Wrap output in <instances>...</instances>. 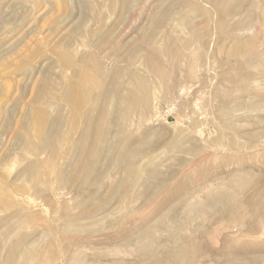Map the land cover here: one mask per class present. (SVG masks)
<instances>
[{
    "label": "rangeland",
    "instance_id": "rangeland-1",
    "mask_svg": "<svg viewBox=\"0 0 264 264\" xmlns=\"http://www.w3.org/2000/svg\"><path fill=\"white\" fill-rule=\"evenodd\" d=\"M263 1L0 0V264L17 246L32 258L20 249L8 264H72L81 245L83 260L102 253L109 260L105 247L122 244L167 208L168 222L155 233L159 245L177 235L187 244L199 240L194 264H221L226 254L256 246L249 264H264ZM189 46L199 49L193 55ZM196 56L201 61L194 62ZM90 117L93 136L108 128L114 148L90 181L64 184L61 171L69 177L74 171L68 152L82 140ZM245 117L263 123L247 124ZM243 171L252 177H241ZM232 176L250 180L235 197L243 201L236 211L217 205L206 212L211 220L189 215L191 201L204 198L207 185ZM124 255L119 258L128 262L138 256Z\"/></svg>",
    "mask_w": 264,
    "mask_h": 264
},
{
    "label": "bare ground",
    "instance_id": "bare-ground-1",
    "mask_svg": "<svg viewBox=\"0 0 264 264\" xmlns=\"http://www.w3.org/2000/svg\"><path fill=\"white\" fill-rule=\"evenodd\" d=\"M199 1V0H198ZM208 1H210V0H208ZM226 3H228L227 2V0H226V2H225V4ZM263 3H264V1H263ZM225 4H224V6H225ZM230 4V3H229ZM205 6H207V5H205ZM222 7V6H221ZM228 7H229V5H228ZM227 8V7H226ZM225 8V9H226ZM229 9V8H228ZM224 10V9H223ZM208 12H210V10L208 11ZM225 12V11H224ZM237 12H238V10H237ZM226 13V12H225ZM236 13V12H235ZM263 13V26H264V12H262ZM211 15V14H210ZM262 15V14H261ZM232 17H235L234 15L232 16ZM237 17H240V16H237ZM242 17V16H241ZM244 17V16H243ZM210 19V18H209ZM248 20H249V18H247ZM259 20V19H258ZM211 21V20H210ZM216 21V20H215ZM231 21V20H230ZM229 21V22H230ZM242 21V20H241ZM212 22H214V21H212ZM226 22H228V21H226ZM232 22V21H231ZM215 23V22H214ZM241 23V22H240ZM228 24V23H227ZM232 24V23H231ZM241 24H243V23H241ZM215 25V24H214ZM227 26V25H226ZM226 26H225V28H226ZM216 27V26H215ZM229 28H230V25H229ZM214 31H216L215 29H214ZM261 31H263L264 32V27H263V30L261 29ZM260 31V32H261ZM209 32V31H208ZM226 32V31H225ZM212 34V33H211ZM213 35H214V32H213ZM216 36V35H215ZM149 37V36H148ZM209 38V37H208ZM219 38V37H218ZM217 38V39H218ZM211 39V38H210ZM209 41V40H208ZM198 43V42H197ZM198 45V44H197ZM193 46V49H194V46L195 45H192ZM192 46L190 47V49H191V51H190V53L193 51V55L195 54L194 52H195V50H196V52H197V49H199V48H197V47H195L196 49L195 50H192ZM212 46V45H211ZM207 47V46H206ZM204 48V47H203ZM203 48H202V51H203ZM233 49L235 48L234 46L232 47ZM232 49V50H233ZM201 50V49H200ZM210 50V49H209ZM208 50V51H209ZM204 51H205V49H204ZM199 52H201V51H199ZM213 52V50L211 51V53ZM234 52H236V50L234 51ZM189 53V52H188ZM190 53H189V55H190ZM204 53V52H203ZM202 53V54H203ZM209 53H210V51H209ZM209 53H206V55L207 54H209ZM210 53V54H211ZM230 53H232V52H230ZM209 54V55H210ZM232 54H234V53H232ZM231 54V55H232ZM193 55L191 56V57H193ZM197 55V54H196ZM209 55H207V56H209ZM199 56V55H198ZM205 56V55H204ZM186 57V56H185ZM184 57V58H185ZM190 56H189V58H191ZM234 57V56H233ZM187 58V57H186ZM201 57H198V59L201 61V59H200ZM232 58V57H231ZM236 58H237V56H236ZM178 59V58H177ZM193 59L194 58H192V61H193ZM198 59H197V56H196V58L194 59V62H198ZM243 59H245L244 57H243ZM185 61H186V59H184ZM188 60V59H187ZM190 60V59H189ZM207 60H208V58H207ZM213 60V59H212ZM241 60V59H240ZM191 61V60H190ZM192 61H191V64H193L192 63ZM209 61V60H208ZM229 61H231V60H229ZM183 63V62H182ZM186 63V62H185ZM184 63V64H185ZM189 63V62H188ZM196 63L194 64V65H196ZM200 63V62H199ZM241 63H242V61H241ZM183 64V65H184ZM190 64V63H189ZM191 64H190V68H191ZM186 65V64H185ZM198 65L199 64H197V66L196 67H198ZM206 65H208L207 63H206ZM210 65V64H209ZM214 65V64H213ZM248 66V65H247ZM188 67V68H189ZM192 67H194V66H192ZM185 68V67H184ZM195 68V67H194ZM193 68V69H194ZM199 68V67H198ZM186 69V68H185ZM192 69V68H191ZM202 69V68H201ZM204 69V68H203ZM187 70V69H186ZM195 70V69H194ZM194 70L193 71H191V70H189V73H191L190 75L188 74V76L190 77L191 75H192V77H193V79H195V77L193 76V74L194 75H197L198 76V74H195L196 73V70H195V72H194ZM191 71V72H190ZM209 71H210V69H209ZM182 72V70L180 71V73ZM192 72H194L193 74H192ZM170 73H171V71H170ZM210 73V72H209ZM212 73V72H211ZM210 73V74H211ZM180 75H182V77H183V74H180ZM216 75H217V73H216ZM187 76V78H189ZM181 77V78H182ZM184 78V77H183ZM213 78V77H212ZM218 79V78H217ZM198 80V79H197ZM195 81V80H194ZM253 83V82H252ZM254 83H256V82H254ZM257 84V83H256ZM168 85V84H167ZM168 86H170V85H168ZM185 87V86H184ZM183 88V87H182ZM183 90V89H182ZM181 90V91H182ZM184 91V90H183ZM241 100V99H240ZM250 100V99H249ZM248 100V98H247V101H249ZM140 101V100H139ZM236 101V100H235ZM258 101H260L261 103L263 102L262 100H258ZM100 102V101H99ZM239 102V101H238ZM89 103V102H88ZM88 103H84L83 104V106H85L86 107V105H88ZM112 103V109L114 110L116 107H115V103L114 102H111ZM264 103V102H263ZM136 104H138V103H136ZM258 104V105H257ZM256 105L257 106H259V102L257 103ZM96 105V104H95ZM238 105H240V104H238ZM254 105V104H253ZM251 106V107H254V108H256L257 106ZM260 105H262V104H260ZM82 105H76V108L75 109H79V108H82L83 107ZM137 106V105H136ZM231 106V105H230ZM232 106H233V104H232ZM231 106V107H232ZM250 106H248V107H250ZM74 107H75V105H74ZM264 106L262 105L261 106V108H263ZM111 108V107H110ZM136 108H138V106L136 107ZM241 108V107H240ZM246 109H247V106H246ZM116 110H117V108H116ZM119 110V109H118ZM233 110H234V108H233ZM237 110V109H236ZM243 110V109H242ZM97 111V109L95 108L94 110H93V112L91 113V115L93 114V113H95ZM110 111H111V109H110ZM117 112V111H116ZM214 112V111H213ZM74 113H75V115H76V117H75V119H77L78 120V118L80 117V112H78V110H75L74 111ZM90 115V116H91ZM140 115V114H139ZM93 116V115H92ZM213 117V116H212ZM258 117V116H257ZM85 118H86V116H85ZM122 118V117H121ZM226 118V117H225ZM246 118V117H245ZM74 119V118H73ZM100 119H101V117H100ZM214 119V118H213ZM216 119V118H215ZM240 119V118H239ZM238 119V121L236 120V122H239V121H241V120H239ZM242 119V118H241ZM247 119H249V117L248 118H246L245 119V121L247 120ZM256 118H254V120H255ZM259 119V118H258ZM258 119H257V121H258ZM262 119V118H261ZM93 118L92 117H90V118H88V120H87V122H86V130H85V133H84V136L81 138L82 140L80 141V143H78L75 147H73L71 150H69V152H68V154H69V159H70V161H71V163L73 162V175H72V177L70 178L69 176H65L66 175V172H64V171H61V173H60V175H61V177L59 178V180H61L62 181V183H67V182H69V181H72V180H81V181H83V183H87L88 181H90V179L93 177V176H95L97 173H98V171H99V161H101V157H103L104 155H106L107 153H108V151L110 152V151H112L113 150V148H114V146L113 145H111L110 144V141H109V131H108V128L107 129H105L103 132H101V131H99L98 133H97V135L94 137L93 136V132H94V128H93ZM234 120V119H233ZM252 120H253V117H252ZM79 121V120H78ZM82 121V120H81ZM214 121H216V120H214ZM244 121V120H243ZM251 121V118H250V120H249V122ZM46 122V121H45ZM44 121H42L40 124H41V126H42V129L44 130V131H46L47 133H48V130H46V126H45V123ZM218 122V121H217ZM217 122H215V123H217ZM248 122V120L246 121V123ZM259 122V121H258ZM235 123V122H234ZM231 124L232 125V127L233 126H237L236 124H238V123H236V124ZM240 123V122H239ZM241 123H242V121H241ZM245 123V122H244ZM253 123V122H252ZM252 123H247V124H251V125H255L257 122L256 121H254V123L252 124ZM262 123H263V121L261 122V124L259 123H257V125H262ZM85 124V123H84ZM220 124V123H219ZM243 124V123H242ZM217 125V124H216ZM215 125V126H216ZM226 125V124H225ZM230 125V126H231ZM238 125H241V124H238ZM244 125V124H243ZM250 125V128L252 127ZM218 126L220 127L221 125H217V128H218ZM245 126V125H244ZM247 126V125H246ZM245 126V127H246ZM110 127V126H109ZM222 127V126H221ZM224 127V126H223ZM228 127V126H227ZM234 127V128H235ZM237 127H239V126H237ZM249 127V126H248ZM254 127V126H253ZM225 128V127H224ZM233 128V129H234ZM239 128H241V127H239ZM244 127H242L241 128V130L243 129ZM221 129H223V128H221ZM220 129V130H221ZM226 129V128H225ZM238 129V128H237ZM237 129H235V130H237ZM218 130H219V128H218ZM228 130V129H227ZM230 130H232V128L230 129ZM233 131V130H232ZM238 131H240V129L238 130ZM220 132V131H219ZM226 132V130L224 131V133ZM228 132V131H227ZM234 133H235V131H233ZM233 133V134H234ZM231 134H232V132H231ZM82 135V134H81ZM148 135V134H147ZM216 135V134H215ZM214 135V136H215ZM150 136H151V134H150ZM213 136V135H212ZM211 136V137H212ZM223 136H225L224 134H223ZM234 136L236 137V133L234 134ZM238 136V135H237ZM74 137V136H73ZM81 137V136H80ZM92 137V138H91ZM228 137V136H227ZM153 138V137H152ZM225 138H226V136H225ZM229 138V137H228ZM238 138L240 139L241 137H239L238 136ZM146 139V138H145ZM223 140V139H222ZM236 140H237V138H236ZM145 141H147V140H144L143 141V143H145ZM192 141V140H191ZM195 141V140H194ZM147 142H149V140L147 141ZM146 142V143H147ZM153 142V140L151 141V143ZM205 142V141H204ZM227 142H229V141H227ZM238 142H240V140L238 141ZM244 142V141H243ZM143 143H141L140 145H138V147L140 148V147H142L143 148ZM145 143V144H146ZM200 143V142H199ZM249 143V142H248ZM247 143V144H248ZM263 143V142H262ZM148 144V143H147ZM197 144V143H196ZM195 144V145H196ZM237 144V143H236ZM239 144V143H238ZM260 144V143H259ZM187 145V144H186ZM148 146V145H147ZM188 146V145H187ZM256 146V145H255ZM137 147V145H136V148H138ZM149 147V146H148ZM184 147V146H183ZM186 147V146H185ZM237 147H238V145H237ZM263 147V146H262ZM253 148V147H252ZM181 149L183 150V148L181 147ZM180 149V150H181ZM185 149V148H184ZM240 149H242V147L240 148ZM255 149H256V147H255ZM180 150H177V151H180ZM253 150H254V148H253ZM176 151V152H177ZM241 151V150H240ZM248 151V150H247ZM185 152V151H184ZM180 153V152H179ZM224 153V152H223ZM235 153V152H234ZM237 153V155H239L238 154V152H236ZM247 153V152H246ZM175 154V153H174ZM176 154H178V152L176 153ZM181 154H182V152H181ZM173 155V154H172ZM180 155V154H179ZM233 155V154H232ZM171 156V155H170ZM212 156V155H211ZM215 156H216V154H215ZM218 156H220V155H218ZM217 156V157H218ZM234 156V155H233ZM247 156V155H246ZM175 157V156H174ZM214 157V156H213ZM213 157H211V158H213ZM216 157V158H217ZM243 157V156H242ZM241 157V158H242ZM176 158V157H175ZM230 158V157H229ZM239 158V157H238ZM214 159V158H213ZM171 160V159H170ZM222 160V159H221ZM226 160H227V158H226ZM236 160V159H235ZM134 161V160H133ZM171 161H173V160H171ZM208 161V160H207ZM213 161V160H212ZM216 161H218V160H215V162ZM224 161V160H223ZM228 161V160H227ZM167 162V161H166ZM169 162V161H168ZM167 162V163H168ZM175 162V161H174ZM179 162V161H178ZM241 162V161H240ZM172 163V162H171ZM181 163V162H180ZM208 163V162H207ZM220 163V162H219ZM224 163V162H223ZM158 164V163H157ZM178 164V163H177ZM216 164V163H215ZM215 164H214V166H215ZM221 164V163H220ZM226 164H228V163H226ZM239 164V163H238ZM169 165V164H168ZM174 165V164H173ZM224 165V164H223ZM229 165V164H228ZM241 165V164H240ZM104 166V165H103ZM152 166V165H151ZM221 166V165H220ZM227 166V165H226ZM239 166V165H238ZM127 167H128V164L126 165V169H127ZM166 167V166H165ZM164 166H163V169L165 168ZM230 167V166H229ZM125 168V167H124ZM129 169V168H128ZM131 169V168H130ZM141 169V168H140ZM163 169H161L162 171H163ZM218 169V168H217ZM149 170V169H148ZM173 170H174V168H173ZM236 170V169H235ZM245 170H247V169H245ZM128 171V170H127ZM133 171V170H132ZM146 171V170H145ZM150 171V170H149ZM154 171V170H153ZM215 171V170H214ZM221 171V170H220ZM238 171V170H237ZM156 172V171H155ZM130 173V172H129ZM157 173V172H156ZM162 173V172H161ZM214 173V172H213ZM238 173V172H237ZM250 172H246V171H243L242 172V174L240 175L241 177H243V176H247L248 175V178H249V175L251 174H249ZM70 174V173H69ZM152 175V177L154 176L153 174H154V172L153 173H151ZM159 174V173H158ZM215 174V173H214ZM225 174H227V173H225ZM146 175V174H145ZM213 175V174H212ZM228 175V174H227ZM252 175H253V173H252ZM252 175H250L251 177H252ZM257 175V174H256ZM150 176V177H151ZM224 176V175H223ZM231 176V175H230ZM235 176H238V174L236 175L235 174ZM235 176H232L231 178H230V182H226V181H218L215 185H207L206 186V188H205V197L204 198H202V199H198V200H196V201H194V202H192L191 201V203H193L192 205H193V208H190V216L191 215H193V214H195L196 216L199 214L200 216L201 215H203V216H205V214L207 215V214H210V213H206L207 211H209L210 209H214L213 207L214 206H217V205H222V206H227L228 207V205H230L229 206V210H231L232 212H234V211H236V203L238 202H236V199H235V197L237 196V194L238 193H240V192H242L243 191V189H245L246 187L248 188V183H249V181L250 180H248V181H246V178H245V182H243V180H237L236 179V177ZM79 177V178H78ZM139 177V176H138ZM162 177V176H161ZM208 177V176H207ZM206 177V178H207ZM211 177V176H210ZM218 177V176H217ZM220 177V176H219ZM229 177V176H228ZM250 177V178H251ZM147 178V177H146ZM154 178V177H153ZM244 178V177H243ZM214 179V178H213ZM218 179V178H217ZM222 179V178H221ZM241 179V178H240ZM253 179H254V177H253ZM145 180V179H144ZM149 180H151V178L149 179ZM125 181V180H124ZM154 181H155V179H154ZM198 181V180H197ZM211 181V180H210ZM227 181H229V180H227ZM136 182V181H135ZM148 181L146 180L145 181V183H147ZM253 182H255V181H252V183ZM149 183V182H148ZM212 184H214L213 182H211ZM248 184V185H247ZM147 185V184H146ZM146 185H143L142 187H140V188H142L140 191H141V195L142 196H144L146 193H147V187H146ZM151 186H152V184H151ZM197 186V185H196ZM205 186V185H204ZM123 187V186H122ZM139 188V189H140ZM103 188L101 187V190H102ZM119 189V188H118ZM194 189V188H193ZM197 189H198V187H197ZM196 188H195V192H196V190H197ZM138 190V189H137ZM202 190V189H201ZM186 191H188V190H186ZM189 192H191V191H189ZM198 192H199V190H198ZM59 193V192H58ZM99 193V192H98ZM191 193H193L192 195H194L195 193H194V191L193 192H191ZM190 193V194H191ZM197 193V192H196ZM63 194V193H62ZM100 194V193H99ZM189 194V193H188ZM189 194V195H190ZM140 194H139V192H138V196H139ZM198 195H199V193H198ZM239 196V195H238ZM260 196V195H259ZM195 197V196H194ZM199 197V196H198ZM203 197V196H202ZM137 198V197H136ZM140 198H142L141 196H140ZM246 198V197H245ZM256 198H258V197H256ZM138 199V198H137ZM189 200V199H188ZM242 200H243V198H242ZM114 201V200H113ZM140 201V200H139ZM138 201V202H139ZM241 201V200H240ZM133 202H136V200L134 201L133 200ZM176 202V201H175ZM174 202V203H175ZM178 202V201H177ZM243 202V201H242ZM242 202H238L239 203V205H241V203ZM110 203V202H109ZM111 203H112V200H111ZM136 204V203H135ZM181 204V203H180ZM190 204V203H189ZM244 204V203H243ZM242 204V205H243ZM174 205V204H173ZM244 205H247V204H244ZM134 206V205H133ZM133 206H132V204H131V210H132V208H133ZM106 207H108V206H106ZM135 207V206H134ZM198 207H200L201 209H198ZM241 207V206H240ZM239 207V208H240ZM244 207V206H243ZM246 207V206H245ZM128 208V207H127ZM172 208V207H171ZM170 208V209H171ZM176 208V207H175ZM260 208H261V211L263 212V214H264V206H260ZM130 209V208H129ZM192 209V210H191ZM226 209V208H225ZM247 209V208H246ZM238 210V209H237ZM242 210V209H241ZM244 210V209H243ZM242 210V211H243ZM89 211V210H88ZM126 211V210H125ZM169 210H168V208H167V210H164L163 212H161L158 216H157V218L152 222V224L150 223L149 225H147V227L146 228H144V229H142V230H139V231H134V233H132L131 235H127L125 238H122V239H124L123 240V243L121 244L120 243V245H119V243H118V245L116 244V245H114V246H111V248L109 249L108 247H105L107 250H109L108 252H110L109 253V255L110 256H112V258L111 259H106L105 258V256L107 257V253L105 254V253H102V255H99L97 258H95V260H91V261H89V260H83V256L81 255V252H82V250L84 249L83 247H85L84 245H81V244H79V245H81L80 246V248H78L77 250H75L74 252H72V253H74V255L73 256H71L72 258H71V262L70 263H72V264H194L195 263V256L193 255V253L195 254V252H194V248H196V249H198L197 247L198 246H201V245H199V240H198V242L197 241H194L193 243L191 242V243H189V244H187V243H185V242H183L182 240H181V236H179V235H177V236H173L174 238H173V240H171V242L170 241H168V242H166V243H164L163 245H162V243H161V245H159L158 244V241H156V240H158L159 239V236L157 237V235H158V232L156 231L157 229H158V227H160V226H162V225H164L165 223H166V221L168 220V214H167V212H168ZM217 211V210H216ZM222 211V210H221ZM60 212V211H59ZM85 212H87V211H85ZM84 212V213H85ZM169 212H172L171 210L169 211ZM175 212V211H174ZM212 212V211H211ZM244 212V211H243ZM245 212H246V210H245ZM56 213V212H55ZM213 213V212H212ZM215 213V212H214ZM237 213H239V210H238V212ZM251 213V216H252V212H250ZM62 214V213H61ZM87 214V216L88 217H90V218H92L94 215H95V212H90L89 211V213H86ZM170 215H171V213H169ZM179 214V213H178ZM232 214V213H231ZM241 214H243L242 212H241ZM245 214V213H244ZM263 214L261 215V216H263ZM125 215V214H124ZM187 215V214H186ZM250 215V214H249ZM194 216V215H193ZM202 216V217H203ZM210 216V215H209ZM212 216H214V215H212ZM231 216V215H230ZM232 216H235L234 214L232 215ZM239 217H241V215H238ZM243 216V215H242ZM136 217V216H135ZM180 217V216H179ZM183 217H185V216H183ZM201 217V218H202ZM206 217V216H205ZM207 217H208V215H207ZM235 217H237V216H235ZM57 217L55 216V219H56ZM189 218V217H188ZM209 218V217H208ZM212 218V217H211ZM245 218H246V216H245ZM248 218V217H247ZM58 219V218H57ZM135 219V218H134ZM179 219V218H178ZM192 220H193V218H191ZM204 219V218H203ZM210 219V218H209ZM208 219V220H209ZM234 219V218H233ZM242 219V218H241ZM240 219V220H241ZM59 220V219H58ZM196 220H198V219H196ZM201 220V219H200ZM207 220V219H206ZM211 220V219H210ZM209 220V221H210ZM235 220V219H234ZM175 221H177V220H175ZM174 221V222H175ZM190 221V220H189ZM199 221V220H198ZM202 221V220H201ZM203 221H205V220H203ZM244 221H246L245 219H244ZM168 222V221H167ZM179 222H181L182 223V221H180V219H179ZM188 222V221H187ZM194 222V221H193ZM217 222H218V220H217ZM235 222V221H234ZM262 222V221H261ZM260 222V223H261ZM169 223H171L170 222V220H169ZM173 223V222H172ZM178 223V222H177ZM243 223V222H242ZM239 224V223H238ZM257 224H259V223H257ZM173 225V224H172ZM178 225V224H177ZM183 225H185V224H183ZM247 224H245V225H243V226H246ZM261 226L263 225V224H260ZM165 226V225H164ZM171 226V225H170ZM175 226V225H174ZM179 226V225H178ZM190 226V225H189ZM188 226V227H189ZM192 226V225H191ZM256 224H254V225H252V232H254L255 231V229H256ZM172 227V226H171ZM170 227V228H171ZM182 227V226H181ZM242 227V226H241ZM167 228V227H166ZM178 228H180V227H178ZM185 228V227H184ZM186 228H187V226H186ZM236 228H237V226H236ZM124 229V228H123ZM175 229V228H174ZM173 229V230H174ZM180 229H182V228H180ZM189 230H190V227L188 228ZM231 229V228H230ZM239 229V228H238ZM246 229H247V227H246ZM183 230V229H182ZM234 231H235V229H233ZM232 230V231H233ZM262 230H264V229H262ZM115 231V230H114ZM159 231V230H158ZM167 231H168V229H167ZM171 231H172V229H171ZM178 231H180V230H178ZM161 232V231H160ZM163 232V231H162ZM173 232V231H172ZM177 231H175V233H176ZM182 232V231H181ZM189 232V231H188ZM191 232V231H190ZM190 232H189V234H190ZM155 233H157V235L155 234ZM185 233H187V231L185 232ZM185 233H183V234H185ZM192 233V235H193V232H191ZM162 234V233H161ZM167 234H169L168 232H167ZM182 234V233H181ZM188 234V233H187ZM228 234H230V232L228 233ZM155 235H156V237H157V239H156V237H155ZM166 235V234H165ZM170 235V234H169ZM263 235V234H262ZM164 237V234H162L161 235V237ZM171 236V235H170ZM81 237V236H80ZM162 237V238H163ZM197 237V236H196ZM104 238V237H103ZM171 238V237H170ZM231 238V237H230ZM85 239V238H84ZM135 239V242H136V245L133 247V248H131L130 246H131V244H130V242H132V240H134ZM168 240V239H167ZM186 240V239H185ZM195 240H197V239H195ZM203 240V239H202ZM87 241H89V240H87ZM204 241V240H203ZM122 242V241H121ZM201 242V241H200ZM230 242V241H229ZM60 243V242H59ZM134 242H132V244H133ZM220 243V242H219ZM240 243V242H239ZM242 244H243V242H241ZM240 243V244H241ZM20 244V243H19ZM130 244V246H128ZM215 245H217V243L215 244ZM228 245V244H227ZM232 245V244H231ZM238 245V244H237ZM246 245V244H245ZM89 246H90V244H89ZM203 246V245H202ZM239 246V245H238ZM20 247V246H19ZM23 247V246H22ZM61 247V246H60ZM75 247V246H74ZM91 247V246H90ZM95 247V246H94ZM129 248L128 250L126 249V248ZM229 247V246H228ZM231 247V246H230ZM229 247V248H230ZM237 247V246H236ZM239 247H241V246H239ZM96 248V247H95ZM99 248V247H98ZM97 248V249H98ZM242 248V247H241ZM21 249V250H20ZM18 248V246L17 247H10V250L8 251V253H7V256H6V259L1 263V264H8L9 263V261L10 260H12L13 258H15L16 256V254L19 252L18 250H20L21 251V253H22V255L23 256H25V258L27 259V258H32V256H30V257H28V255H29V253H28V250L27 249H25V248ZM57 249V248H56ZM90 249V248H89ZM100 249V248H99ZM106 249H105V252H107L106 251ZM134 249V251H132ZM160 249H162L163 251H161V254H159V250ZM72 250H74V249H72ZM95 250V249H94ZM103 250V249H102ZM227 250V249H226ZM258 249H257V247L256 246H253V248H252V250H248V249H245V247H244V249L242 250L241 249V254H237V255H235V254H226L225 255V259L223 260L222 258H220L219 257V259H221V260H223L224 262V264H249V262H250V260L251 259H254L255 257H256V255L254 254V253H256V251H257ZM58 251V250H57ZM56 251V252H57ZM61 251V250H60ZM89 251V250H88ZM232 251V250H231ZM237 251V250H236ZM86 252V251H85ZM97 252V251H96ZM101 252V251H100ZM63 253V252H62ZM88 253V252H87ZM133 253H136V254H138V256L136 257L137 258V260L135 261V262H128V261H126V260H123L125 257H123V259H120L119 257H121V256H123L124 254H133ZM246 253V254H245ZM105 254V255H104ZM156 254H157V256H156ZM208 254V256L206 255V257H209V256H211V255H209V253H207ZM221 254H223V253H221ZM30 255H31V253H30ZM108 255V256H109ZM61 256H63V254L61 255ZM104 256V257H103ZM124 256H127V255H124ZM130 256V255H129ZM261 256H262V254H261ZM64 257V256H63ZM66 257H68V256H66ZM132 257V256H131ZM257 257H259V256H257ZM46 258V257H45ZM122 258V257H121ZM21 259V258H20ZM126 259V258H125ZM204 259H205V257H204ZM258 259V258H257ZM63 260H64V258H63ZM33 261V260H32ZM22 262V261H21ZM31 262V261H30ZM61 262V261H60ZM63 262H65V261H63ZM219 262V261H218ZM37 263V262H36ZM49 263V262H48ZM53 263V262H52ZM59 263V262H58ZM223 263H221V264H223ZM31 264H32V262H31ZM43 264V263H42ZM45 264V263H44ZM47 264V263H46ZM60 264V263H59ZM200 264V263H199ZM211 264V263H210ZM257 264V263H256Z\"/></svg>",
    "mask_w": 264,
    "mask_h": 264
}]
</instances>
